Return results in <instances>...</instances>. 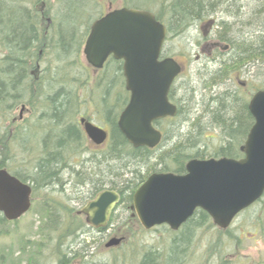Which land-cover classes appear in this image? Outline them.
<instances>
[{
  "label": "rangeland",
  "instance_id": "1",
  "mask_svg": "<svg viewBox=\"0 0 264 264\" xmlns=\"http://www.w3.org/2000/svg\"><path fill=\"white\" fill-rule=\"evenodd\" d=\"M88 1L91 2L89 3L91 9H79L78 13L84 17V13L88 12L85 22L82 20L83 17H79L76 24L79 25L76 37L80 36L83 39L82 32L86 27L85 25L88 27L92 21L97 20L106 13L109 7L111 9L122 7L145 9L155 13L159 10L162 0ZM261 1L263 0H242L241 3H245L249 10L244 16L239 15L240 17L236 20L227 18L222 12H217L216 15L214 14L216 18L214 25L209 29L206 26L203 27L204 37H214L215 31L218 29L217 25L220 22H227L228 26L234 21L237 22L236 26L230 30H234V34L230 33L233 38L237 35H244L245 32H250L252 28L249 29L248 27L261 22L252 18L253 13L260 10ZM199 26H193L179 36L168 35L164 47V52L169 57L175 58L183 66L182 75L179 76L171 88L172 103L178 107L181 105L183 110L181 116L174 122L182 127L181 131H183V127H186V121L183 118L187 114L183 108L185 105L182 102L183 98L188 95L189 88L193 87L196 89L193 93L194 103L195 105L196 103L199 104L203 91L198 89L200 86L198 80L203 78L205 73L217 68L212 60L207 59L206 55H202L199 51L204 42L202 40L203 32H201ZM235 31L241 33L236 34ZM82 38L71 44L72 46L69 49L71 54L69 57H63L64 62L62 63L57 61L60 56L51 49L39 50L38 55L33 60L36 67L31 68L32 70L35 69L36 76L28 75L30 79L33 78V81L42 87L44 92L41 93L42 97L52 95L57 90H61L62 94L69 93L72 95L75 102L72 103V107L69 109L68 117L74 119L84 115L89 117L95 126L108 130V127L104 124L102 104L103 98H105L104 101H109L118 88L120 91L122 89L121 86L115 87L118 78L115 74L117 66L109 63L97 74L87 71L88 66L82 53L86 39L83 40ZM236 38L239 41L242 40L241 36ZM56 41L54 39L53 43ZM217 57L215 56V61H218ZM35 64L33 65L35 66ZM31 69L29 71H32ZM238 81L247 84L241 86L240 93L246 95L249 101L257 90L262 89L264 64H260L259 61L247 63L242 67L236 80L234 82L226 80L224 86L234 89L238 87L236 84ZM107 84L110 85L111 89L106 95L105 86ZM91 87L92 89H90ZM25 88V85L20 83V86L14 87L10 94L8 92L7 96H10L0 104V143L6 138L4 129H6L9 140L3 144L5 150L0 148V151L5 152L1 157L6 159L7 169L10 173H18L22 177L30 174L38 159L41 158L42 140L46 138L52 144L59 129L51 124H46L50 110L47 105L44 106L42 103V97H36L40 104L36 103L34 108L27 104L29 95ZM13 96L17 99H12ZM188 105L189 111L192 104ZM21 106H25L26 109L22 110ZM19 116L23 118V121L18 120ZM13 119L16 121L10 127ZM198 125L200 128L198 143L200 149L209 152V150L211 151L221 144L218 138V130L203 128L201 121ZM9 127L13 129L11 140L8 134ZM175 129L176 126H173V122L163 123L164 137L167 135L172 136ZM106 145L95 150L90 148L87 142V155H85L87 157V202L95 197L100 191L99 189L101 191L113 189L116 182L115 174L121 172L119 163H106L103 159L106 154ZM1 146L2 144H0ZM168 146L164 145L163 148H168ZM49 148H51V145ZM68 150L66 152H69ZM65 156L66 154L61 156L62 163L69 165L70 161ZM154 164L155 159L153 158L147 161L149 166H155ZM159 168L158 166L157 170ZM142 170L141 176L143 177L150 173L148 169L147 172L145 168H142ZM105 174H109V177L107 178ZM127 176L131 177V175ZM66 177L65 174L63 178ZM92 177L105 180H102L101 186L93 189L92 184L99 183V181L93 183ZM68 194H70L68 189L65 194L59 195L54 187H42L33 193L31 208L24 216L15 222H5L0 225V264H34V262L37 264H139L142 256L150 251L157 252L159 259L164 264L174 241L173 239L181 232L174 233L163 227L150 231H137L135 235L125 237V241L120 246L105 248L104 245L116 237L91 231L88 227L87 236H85L81 234V230L74 231L70 227V223L73 224V222L66 213L70 212L71 207L74 208L75 206L77 208L75 205L77 203L67 198L66 195ZM47 201H51L56 211V219H58L55 226L57 228L54 227L56 232H52L53 234L49 236L47 235L48 231H45L47 214L45 209L43 212L41 211V205ZM64 205L70 207L67 212L61 210L62 206L65 208ZM121 217L122 219L128 217L126 210L122 211ZM61 220L64 223L61 224ZM81 220L79 221L83 223V220ZM216 231L209 222L202 224L200 227L194 226L188 246L184 249L185 251L183 250L179 264H264V195L257 203L241 212L226 231L221 233Z\"/></svg>",
  "mask_w": 264,
  "mask_h": 264
},
{
  "label": "trees",
  "instance_id": "2",
  "mask_svg": "<svg viewBox=\"0 0 264 264\" xmlns=\"http://www.w3.org/2000/svg\"><path fill=\"white\" fill-rule=\"evenodd\" d=\"M240 1L238 0L236 6H233L230 4V0H162L159 8L164 4V6L169 7V10L156 11L154 15L158 22L166 26L167 35L175 37L191 29L199 20L209 15H216L217 12H222L227 18L235 20L240 17L239 15L244 16L249 8ZM89 3L91 2L88 0H0V104L10 96H7L8 92L10 94L14 87L20 86V83L25 85L29 95L27 104L31 108H34L36 103L40 104L39 100L36 99L39 96L42 97V87H40V84H36L33 78L30 81L29 77L31 72L29 70L36 67V64L33 63L34 57L38 55L39 50L47 48L60 56L58 62H64L63 57H69L71 54V50L69 52L71 44L82 38L80 36L76 37L79 27V25H76L78 18L83 17L78 13L79 9H91ZM260 7V10L253 13L252 18L261 22L248 27L249 29L252 28L250 32H245V34L242 32L244 35H237L241 36L242 40L240 41L236 38L237 36L234 38L230 36V33L234 34V30H230L236 26V21L230 23V26L227 25L228 23L225 24V30H222L223 22L218 23V29L215 31L214 36L220 42L228 45V51L218 55V61H213L217 65L215 70L205 73V76L198 80V83H200L198 89L203 91L199 104L196 103L195 105L194 103L193 93L196 89L193 87L189 88L188 95L183 98L182 102L185 105H182H184L183 108L187 113L183 118L186 121V127H183V131H181L182 127L180 125L174 123L183 113L181 105L177 107L175 118L154 123V126L162 134L165 133L163 123L173 122V126H176L175 133L172 136L167 135L164 137L163 135L162 141L154 149L132 148L118 130L117 120L128 102V95L124 89L121 63L113 61L107 63L117 66L115 74L118 78L115 87L121 86L122 89L120 91L118 88L109 101H104L105 98H103L102 115L105 120L104 124L108 127L110 134L103 159L106 163L116 162L120 164L121 172L115 174L116 182L113 190L117 188L116 190L120 192L121 205L127 213H129V207L132 204V195L151 174L173 173L181 175L184 173L186 163L193 159L231 158L237 160L242 158L240 147L253 125V118L248 112L247 96L240 93L242 89L241 85L238 84L239 81L236 82L238 87L234 89L227 88L224 84L226 80L234 82L242 67L247 63L259 61L260 64H264V0L260 2ZM87 13H84L83 22H85ZM90 25L88 27L85 25L86 27L82 32L83 40L88 35ZM235 33L240 34L241 32L235 31ZM54 39L57 41L53 43ZM32 71H35V69ZM87 71L91 72L88 68ZM92 73L97 74L99 71ZM261 88L264 89V84ZM105 89L107 95L111 89L110 85L107 84ZM42 98V103L44 106L47 105L50 110L48 123L46 122V124L59 128L58 133L52 144L46 138L42 140L43 152L41 158L38 159L26 178L18 173H12L14 177L23 183L30 181L34 185V192L42 187H55L59 179L63 178L65 174L67 175L66 178H69L70 173L68 170L61 167L63 161L61 150H68L69 145L75 142L77 137L76 131L67 125L68 120L71 119L67 116L69 109H71L72 103L75 102L72 95L69 93L62 94L61 90H57L54 94ZM12 99L16 100L17 98L13 96ZM188 104H192L189 111ZM87 118L89 119V117ZM200 121L203 128L219 131L218 138L221 144L213 150H209V152L200 149L198 145L200 137V124L198 125V123ZM196 128L198 129L196 130ZM3 131L6 138L0 143L2 144L0 148L5 150L3 144L8 141V136L6 129ZM50 145L51 148H49ZM164 145L169 146L166 149L163 148ZM4 153V151H0V169L10 172L7 169L6 159L1 157ZM151 158L155 159V166L147 165V161ZM158 166L160 168L157 170ZM142 168H145L146 172L147 169L150 172L145 177L141 176ZM109 174H105L107 178ZM127 175H131V177ZM95 179L96 177H92L93 183L95 181H99V183L92 184L93 189L101 186L102 180H105ZM99 190L101 191V189ZM61 208L64 212L68 211L63 206ZM44 209L47 214L45 231H48L47 235L49 236L53 234L52 232H56L55 228L57 227L55 226L58 219H56V211L51 201L41 205L42 212ZM128 219L129 217L124 218L123 224H126ZM71 220L73 224L70 223V227L74 231L82 229L83 223L72 218ZM5 222L7 221L0 215V225ZM207 222L212 225L208 215L202 211L191 217L184 226L183 231L173 239L174 241L164 264H179L183 250L188 246L194 226L200 227ZM60 223L64 222L61 220ZM214 229L216 228L214 227ZM216 230L219 233L223 232ZM34 264L37 263L34 262ZM139 264H163V261L159 259L157 252L150 251L142 256Z\"/></svg>",
  "mask_w": 264,
  "mask_h": 264
},
{
  "label": "water",
  "instance_id": "3",
  "mask_svg": "<svg viewBox=\"0 0 264 264\" xmlns=\"http://www.w3.org/2000/svg\"><path fill=\"white\" fill-rule=\"evenodd\" d=\"M166 29L153 14L136 9L111 11L94 21L83 47L86 63L103 68L109 57L122 61L124 89L128 102L121 111L117 128L134 149H154L161 133L154 122L174 118L177 108L168 100L169 90L182 67L172 58L159 61ZM253 118L240 152L241 159L190 160L185 175L151 174L132 195L134 214L145 230L167 225L176 231L196 209L208 214L213 225L226 230L234 218L264 195V89L249 99ZM84 125L87 139L102 145L108 133L90 122ZM119 195L104 190L82 211L86 224L104 228ZM31 208V188L6 170L0 169V215L15 222ZM113 238L105 248L117 247Z\"/></svg>",
  "mask_w": 264,
  "mask_h": 264
},
{
  "label": "flooded vegetation",
  "instance_id": "4",
  "mask_svg": "<svg viewBox=\"0 0 264 264\" xmlns=\"http://www.w3.org/2000/svg\"><path fill=\"white\" fill-rule=\"evenodd\" d=\"M230 4H233V3L230 2ZM114 10H116V9H111V7H109V9L106 13H109V12L114 11ZM138 10L151 12V11L145 10V9H138ZM165 10H169V7L168 6H162L159 8L158 11H165ZM106 13H104L103 16ZM151 13H153V12H151ZM155 19H156V17H155ZM215 22H216L215 15H209L208 17H205L204 19L199 20L195 24L200 25L199 28H200L201 32H203L204 26H206V28L209 29L214 25ZM195 24H194V26L197 27V25H195ZM164 27L166 28V26H164ZM166 32H167V29H166ZM167 36L168 35L166 33L165 40H164L162 47H161V50H160L159 61H161L165 58H172V57H169L164 52V47H165V44L167 42ZM202 36H203L202 40H204V42L202 43L201 46L199 44V46H200L199 51L202 55H206L207 59L214 61L215 56H218V55L223 54V53L228 51V49H229L228 45L220 42L218 39L215 38V36L214 37H207V36L204 37L205 36L204 32L202 33ZM198 57H197V59H198ZM172 59L175 60L182 67L181 73L175 78V80L173 82V84H174L176 82V80L179 78V76L182 75L183 66L175 58H172ZM110 61L120 62L121 68H122V61H116L112 57H109L105 64H107ZM88 69L92 72H97L95 69H93L91 67H89ZM121 71H122V69H121ZM30 75L36 76V72L31 71ZM35 80H37V78H35ZM173 84H172V86H173ZM238 84L241 86H245V83L238 82ZM172 86H171V88H172ZM171 88H170L169 93H168V100H169V102L172 103L171 99L173 97L171 95L172 94ZM127 95L129 98L128 93H127ZM173 105H175V104H173ZM175 106L178 107L177 105H175ZM21 109L25 110L26 108H25V106H21ZM26 111H28V110H26ZM176 116H177V114H176ZM169 119H172V118H169ZM18 120L23 121V118L21 116H19ZM81 120H83L85 123L87 121L92 123L91 119L90 118L88 119L87 116H84V115H81L78 118H74V119L71 118L68 120L69 122L67 123V125L72 127L76 131L77 137L75 139V142H73L72 144L69 145V148H68L69 152H66V149L61 150V154L62 155L66 154L65 157L67 158V160L70 161L69 165L62 163L61 167H62V169L68 170L70 175H69V178H60L59 181L57 182V185L54 187L57 194H59V195L65 194V192H67V189H68L70 191V194L66 195V197L70 198L71 201H74L77 203V204H75L77 208H75V206H74V208L69 207L70 208L69 209L68 206L64 205L65 209L70 210L69 213H66V214H68V217L70 219L72 218V219L78 220V221L81 219L83 220L81 234H84L85 236H87V227H88L91 231L98 232L101 234H105L106 236L116 237V238L122 239L121 244L125 241V237L131 236V235L133 236V235H135V233L137 231H150V230H153L155 228H158V227H154L150 230H144L142 228V226L140 225V223L138 222L135 214L131 210V207H129V213H128L129 219H128L126 224H123L124 220L121 217L122 211H123L121 201H120L121 196L119 194L120 192H118L116 189L115 190L112 189V191H115L119 195V198H120L119 203L116 204L114 206V208L112 209L106 226L104 228H92V227L87 226V224H86L87 215L82 213V211L85 210V208L87 207V203H88L87 202V157H85V155H87V142H88V145L90 148H94L96 150L98 148H102L106 144L108 139L105 141V143L103 145H100V146L93 145L87 139V135H86L85 130H84V125L80 122ZM164 120H166V119H164ZM15 121H16L15 119H13L11 121L10 127L13 126L12 123ZM22 121H20V122H22ZM10 127H9L8 134H9V139L11 140L13 129L12 128L10 129ZM104 130L108 132V130H106V129H104ZM160 133H161V136L163 139V134L161 131H160ZM55 146H56V144H55ZM42 152H43V149H41V153ZM10 174L13 175L12 173H10ZM183 174H185V166H184V173ZM183 174H181V175H183ZM26 177H24V178H26ZM25 184L29 185V187L31 188V205H32V201H33L32 196H33V192H34L33 191L34 185L30 181H26ZM44 188H46V187H44ZM69 195H71V197H69ZM200 211H201L200 209H196L193 212L191 217H193L194 215H196V213H198ZM190 218H188L185 221V223H183L176 231H171L165 225L160 226V227L166 228L167 230L174 232V233L180 232V231H183L184 226L190 220ZM104 247H105V245H104Z\"/></svg>",
  "mask_w": 264,
  "mask_h": 264
},
{
  "label": "bare ground",
  "instance_id": "5",
  "mask_svg": "<svg viewBox=\"0 0 264 264\" xmlns=\"http://www.w3.org/2000/svg\"><path fill=\"white\" fill-rule=\"evenodd\" d=\"M237 1H238V0H230V2L233 3V4H232L233 6H236ZM241 1H242V0H241ZM241 1H240V2H241ZM220 23H221V22H220ZM223 24H224V26H223L222 30L225 28V24H227V22H223ZM227 25H228V24H227ZM225 29H226V28H225ZM225 29H224V30H225Z\"/></svg>",
  "mask_w": 264,
  "mask_h": 264
}]
</instances>
